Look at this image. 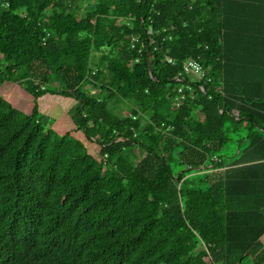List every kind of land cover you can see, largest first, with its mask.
<instances>
[{"label": "trees", "instance_id": "16d2710c", "mask_svg": "<svg viewBox=\"0 0 264 264\" xmlns=\"http://www.w3.org/2000/svg\"><path fill=\"white\" fill-rule=\"evenodd\" d=\"M263 52L264 0H0V264H264Z\"/></svg>", "mask_w": 264, "mask_h": 264}, {"label": "built area", "instance_id": "2783aa9c", "mask_svg": "<svg viewBox=\"0 0 264 264\" xmlns=\"http://www.w3.org/2000/svg\"><path fill=\"white\" fill-rule=\"evenodd\" d=\"M150 32H152L150 30ZM50 34H48L49 36ZM133 41H136V38L133 39ZM169 62L174 64L175 61L173 59H169ZM184 73L186 74H193L199 79H203L206 77L207 72L203 68L202 64L194 59H189L184 62ZM179 92H183L182 88H179Z\"/></svg>", "mask_w": 264, "mask_h": 264}, {"label": "water", "instance_id": "95a60500", "mask_svg": "<svg viewBox=\"0 0 264 264\" xmlns=\"http://www.w3.org/2000/svg\"><path fill=\"white\" fill-rule=\"evenodd\" d=\"M149 50V49H148ZM148 59H149V68H150V74L153 77V67H152V63H151V56H150V52L148 54ZM179 79V78H178Z\"/></svg>", "mask_w": 264, "mask_h": 264}, {"label": "crops", "instance_id": "0c3cea01", "mask_svg": "<svg viewBox=\"0 0 264 264\" xmlns=\"http://www.w3.org/2000/svg\"><path fill=\"white\" fill-rule=\"evenodd\" d=\"M263 57H264V52H263ZM189 75H191V77H194V75L193 74H189ZM178 79V78H177Z\"/></svg>", "mask_w": 264, "mask_h": 264}, {"label": "rangeland", "instance_id": "374dc122", "mask_svg": "<svg viewBox=\"0 0 264 264\" xmlns=\"http://www.w3.org/2000/svg\"><path fill=\"white\" fill-rule=\"evenodd\" d=\"M97 55H99V53H96Z\"/></svg>", "mask_w": 264, "mask_h": 264}]
</instances>
